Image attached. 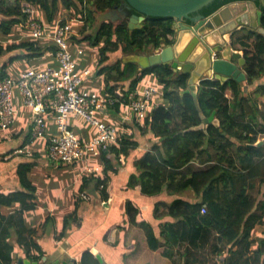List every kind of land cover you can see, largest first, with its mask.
<instances>
[{
	"label": "trees",
	"instance_id": "obj_1",
	"mask_svg": "<svg viewBox=\"0 0 264 264\" xmlns=\"http://www.w3.org/2000/svg\"><path fill=\"white\" fill-rule=\"evenodd\" d=\"M16 1L13 5L5 1L0 3V56L23 51L25 58H35L55 51L48 41L25 40L7 46L1 43L14 26L22 33L30 32L21 9L34 6L49 25H54L61 16L62 23L67 21L66 17L82 22L74 26L72 46L88 42L90 47L97 49L98 75L104 77L108 96L119 98L150 84L159 86L162 104L151 107L143 125L135 121L138 137L147 145L152 144L135 160L136 173L128 186L138 185L141 193L149 197L168 193L176 199L168 207L162 203L155 206L156 220L162 221L164 216L173 219L159 225V234L148 221L138 222L139 209L131 202L127 204L128 223L144 234L148 249L172 264H208V258L214 259L210 264H264V231L256 234L264 221V142L257 145L264 138V36L248 32L244 39H239L243 44L254 39L252 50H243L244 72L247 84L254 88L252 93L247 94L235 80L225 84L216 80L201 82L197 92L201 111L205 119L215 112L220 125L209 124L203 129L191 130L204 121L194 96L182 94L188 89L189 74L176 73L169 65L143 70L136 64L123 63L126 56L146 55L162 44L171 45L172 19L147 18L141 29L131 31L127 20L113 23L101 22L98 18L121 8L124 0ZM235 1L216 0L200 13L210 15ZM128 12L127 16L140 15L132 9ZM90 26H95L93 34H88ZM110 60L114 63L110 64ZM5 76L6 73L0 71V77ZM229 91L233 97L231 101L227 97ZM260 99H263L261 107L258 105ZM114 108L119 111L121 107L117 104ZM138 147L140 142L134 133H128L120 136L117 145L110 147L108 152L102 151L100 156L106 174L109 171L117 173L121 158L129 157ZM111 155L120 163L114 164ZM27 170V165L19 168L22 183L27 180ZM91 180L99 187H105L108 181L101 177ZM89 181L86 179L85 183ZM254 191L259 192L258 197L253 196ZM25 193L0 197V264H13L17 247L26 257L33 255L34 260L42 256V249L34 238L36 232L25 222V212L33 209L27 204L32 197ZM16 204L19 207L12 214L2 215L3 208H13ZM82 264L100 263L91 253L85 252Z\"/></svg>",
	"mask_w": 264,
	"mask_h": 264
},
{
	"label": "crops",
	"instance_id": "obj_2",
	"mask_svg": "<svg viewBox=\"0 0 264 264\" xmlns=\"http://www.w3.org/2000/svg\"><path fill=\"white\" fill-rule=\"evenodd\" d=\"M110 12L101 14L100 21L113 22L110 17L113 15ZM39 15L42 16L41 13ZM42 17L44 18V16ZM42 21L50 29H53L51 28L53 25H49L45 19ZM25 40L31 39L27 37L26 33H22L18 26H14L12 33L3 38L1 43L3 46H7ZM253 40L247 41L245 44L239 42L232 47L243 54L245 49L252 50ZM80 47L84 49L81 56L77 55V47H72V51L77 61V72L80 74L85 71L90 72L84 81L83 89L103 96L107 95L106 82L104 77L98 75L97 64L94 60L91 61L92 58H87L86 52L92 49L86 51L87 46ZM54 53L55 51L45 54L46 56L35 58H25L23 51L3 54L0 56V71L3 70L6 76L18 82L21 74L25 71L53 66L55 58L52 54ZM11 59L13 61H10ZM113 60H110L109 63H114ZM241 85L247 94L254 90L247 84V81ZM227 97L230 101L232 100L230 91L227 93ZM262 103L263 99H260L259 107ZM13 105L16 110L14 124L6 131L0 128V197L7 198L21 191L32 197L27 204L33 209L25 212L24 217L28 228L35 230L34 238L42 249L40 259L34 260L33 255L30 258L26 257L22 249L15 248L13 264H16L18 257L29 259L32 262H42L43 258L47 257L53 264L57 261H74V264H82V256L85 252L91 253L94 257L95 254H99L104 264H172L158 253L151 252L144 234L128 223L127 204L131 202L139 209L137 221H148L159 234V225L164 222H172L173 219L164 216L162 221L156 220L155 206L157 203H162L168 207L176 199V196L168 195V193L149 197L141 193L138 185L135 188L128 186L131 176L136 173L135 160L141 158L152 144L150 142L147 145L145 141H141V137H138L139 132L135 127L137 124L134 117L123 108H120L119 111L115 108H107L97 112V119L102 123L114 126L118 130L119 137L134 133L136 140L140 142V147L133 151L129 157L121 158V164L117 165V173L109 171L107 175L104 171L101 154L91 156L87 161L77 162L74 166H54L47 158L48 139L53 136L56 130L54 115L50 111L45 114L46 139L34 141L30 138L34 114L31 109L23 106V99L17 87L13 94ZM69 124L70 129L84 143L98 134L97 128L82 117L72 116ZM259 142H264V138ZM110 157L114 164H118L119 161L113 155ZM25 165L28 166L27 180L23 183L29 185L28 188H26L27 186L23 187L25 184L20 182L19 177V168ZM90 169H98V171L89 172ZM94 177L108 179L105 187L97 186L95 180H91ZM86 179H90V181L85 183ZM257 193L254 191L253 196L257 197ZM183 198L186 199L184 196ZM18 207L19 205L16 204L13 208H3L1 213L4 216L10 215ZM164 210L161 209L162 212ZM68 222L69 225H67ZM65 224L68 226L66 229ZM122 226H125V229H122ZM263 231L264 226L258 228L256 234L260 235ZM186 248L187 246L184 247V251ZM180 264H184V262Z\"/></svg>",
	"mask_w": 264,
	"mask_h": 264
},
{
	"label": "built area",
	"instance_id": "obj_3",
	"mask_svg": "<svg viewBox=\"0 0 264 264\" xmlns=\"http://www.w3.org/2000/svg\"><path fill=\"white\" fill-rule=\"evenodd\" d=\"M21 13L30 25L27 37L31 40L48 41L55 47L53 66L40 70H28L21 74L16 82L9 76L0 77V128L8 130L15 122L16 110L13 105L15 87L21 93L23 106L31 109L34 120L30 129L32 140H44L47 133L45 114L50 111L55 117V133L49 138L47 157L54 166H71L89 157L100 155V151L116 146L118 130L97 119V112L114 108L117 104L143 125L151 105H160L163 95L156 84H150L119 98L85 91L83 84L90 75L77 72V61L72 51L74 26L79 22L71 17L62 23L59 18L50 29L39 17L40 12L34 6H23ZM80 23V22H79ZM72 46V47H71ZM77 47V55L83 54V48ZM152 105V106H153ZM72 116L82 117L97 128L98 134L87 142H82L70 129ZM98 171L90 169L89 172ZM206 213V209H202Z\"/></svg>",
	"mask_w": 264,
	"mask_h": 264
},
{
	"label": "water",
	"instance_id": "obj_4",
	"mask_svg": "<svg viewBox=\"0 0 264 264\" xmlns=\"http://www.w3.org/2000/svg\"><path fill=\"white\" fill-rule=\"evenodd\" d=\"M216 0H124L127 10H134L140 15H132L128 28L141 29L147 18H170L171 45L162 44L153 54L132 55L123 58V63H133L140 69H149L160 65H169L174 72L189 74L188 89L182 94H192L195 105L204 121L193 129H203L209 124L218 127L219 120L215 112L205 119L197 100L198 87L205 80H216L222 84L235 80L239 84L247 80L244 66L246 59L232 46L244 39L248 32L264 36L262 12L257 10L256 0L231 3L223 6L209 18L199 13ZM264 5V0H260ZM116 15L118 12L111 11ZM111 14V15H112ZM118 16V15H117ZM263 142L257 145L261 146ZM100 264L102 257L95 254ZM16 264H53L47 257L42 262H32L18 257ZM54 264H74L60 262Z\"/></svg>",
	"mask_w": 264,
	"mask_h": 264
},
{
	"label": "flooded vegetation",
	"instance_id": "obj_5",
	"mask_svg": "<svg viewBox=\"0 0 264 264\" xmlns=\"http://www.w3.org/2000/svg\"><path fill=\"white\" fill-rule=\"evenodd\" d=\"M6 2L7 3V1L6 0H0V3H2V2ZM249 0H236L235 2H232V3H240V2H248ZM17 1L16 0H10V4L9 5H13L14 3H16ZM229 4H231V3H229ZM226 5H228V4H226ZM226 5H224V6H226ZM256 5H257V10H260L261 12H262V17H263V9H264V5L262 4V2L260 1V0H256ZM223 7V6H222ZM221 7V8H222ZM220 8V9H221ZM113 11H117L118 12V16H117V19H116V15L114 16V14H112L113 16H110L111 18H112V20H113V22L114 23H116V22H118V21H129V19L132 17V16H127V14L129 13L128 12V10H127V8L124 6V2L122 3V7L121 8H117L116 10H113ZM218 11V10H217ZM217 11H215L214 13H216ZM40 12V11H39ZM109 12V11H108ZM41 13V12H40ZM214 13H212V14H210V15H204V14H201V13H199V15H201V16H203V17H205V18H209L210 16H212ZM80 22V23H79ZM76 25H80L82 22L81 21H79ZM252 40V39H251ZM147 55V54H146Z\"/></svg>",
	"mask_w": 264,
	"mask_h": 264
},
{
	"label": "rangeland",
	"instance_id": "obj_6",
	"mask_svg": "<svg viewBox=\"0 0 264 264\" xmlns=\"http://www.w3.org/2000/svg\"><path fill=\"white\" fill-rule=\"evenodd\" d=\"M7 1V4L9 5L10 3V0H6ZM62 8H60V10H61ZM43 16V15H42ZM41 15H39L38 16V14H37V17H39L40 19H42V20H44V18L42 17ZM59 18H61L62 19V17H59ZM99 18V20H100V18H101V15L98 17ZM102 19V18H101ZM94 25H96V24H94ZM80 26V25H79ZM95 32V26H90V29H89V33L88 34H90V33H94ZM83 46H87V49H86V51L87 50H89V49H92L91 51H88V52H86L87 53V58H92V60L91 61H93L94 60V62H95V64H97V60H98V54H97V49H94V48H92V47H90L89 45H88V42H86L85 44H83ZM84 50V49H83ZM155 51H153V52H151L150 54H153ZM114 56V55H113ZM84 73V72H83ZM258 105H259V103H258ZM260 106V105H259ZM48 158V157H47ZM74 165H76V164H74ZM74 165H71V166H74ZM63 166H66V165H63ZM86 174H88L87 173V171H86ZM258 195H257V197L259 196V192L257 193ZM256 195V194H255ZM264 226V223L262 224V227ZM211 257V256H210ZM211 262H214V259L212 258H208V260H207V263L208 264H210Z\"/></svg>",
	"mask_w": 264,
	"mask_h": 264
},
{
	"label": "bare ground",
	"instance_id": "obj_7",
	"mask_svg": "<svg viewBox=\"0 0 264 264\" xmlns=\"http://www.w3.org/2000/svg\"><path fill=\"white\" fill-rule=\"evenodd\" d=\"M38 5V4H37ZM121 7V6H120ZM18 12V11H17ZM52 16V15H51ZM62 17V16H61ZM7 24V23H6ZM27 23H25L26 25ZM78 28V27H76ZM3 30V29H2ZM11 30V29H10ZM74 31V30H73ZM22 37V35H21ZM5 43V42H4ZM21 43V42H20ZM40 43V42H39ZM95 46V45H94ZM243 46V45H242ZM31 47V46H30ZM248 47V46H247ZM23 48V47H22ZM54 50V49H53ZM151 50V49H150ZM261 53V52H260ZM260 55V54H259ZM46 56V55H45ZM21 58V57H20ZM118 58V57H117ZM120 59V58H119ZM256 60V59H255ZM3 62V61H2ZM106 71V70H105ZM251 74V73H250ZM253 75V74H252ZM254 76V75H253ZM250 82V81H249ZM108 88V87H107ZM258 98V97H257ZM251 101V100H250ZM210 113V112H209ZM107 124V123H106ZM193 125V124H192ZM93 126V125H92ZM183 130V129H182ZM159 132V131H158ZM174 133V132H173ZM190 134V133H189ZM184 135V134H183ZM121 139V138H120ZM213 141V140H212ZM122 148V147H121ZM204 151V150H203ZM251 153V152H250ZM160 155V154H159ZM251 155V154H250ZM237 186V185H236ZM255 225V224H254ZM134 244V243H133ZM121 247V246H120ZM135 249V248H134Z\"/></svg>",
	"mask_w": 264,
	"mask_h": 264
}]
</instances>
